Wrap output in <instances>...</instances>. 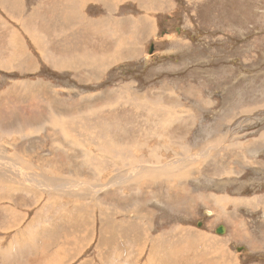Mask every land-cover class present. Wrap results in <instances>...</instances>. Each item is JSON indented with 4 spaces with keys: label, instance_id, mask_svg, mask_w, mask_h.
<instances>
[{
    "label": "rangeland",
    "instance_id": "obj_1",
    "mask_svg": "<svg viewBox=\"0 0 264 264\" xmlns=\"http://www.w3.org/2000/svg\"><path fill=\"white\" fill-rule=\"evenodd\" d=\"M178 1L0 3V264H264V0Z\"/></svg>",
    "mask_w": 264,
    "mask_h": 264
},
{
    "label": "crops",
    "instance_id": "obj_2",
    "mask_svg": "<svg viewBox=\"0 0 264 264\" xmlns=\"http://www.w3.org/2000/svg\"><path fill=\"white\" fill-rule=\"evenodd\" d=\"M3 2L0 3H5L8 0H2ZM17 2H29L31 0H16ZM48 0H38V2H50ZM56 1H60L61 2V6L60 9L64 6V4L66 2L70 3V1L72 2H77V3H81L82 7H83V18H86L84 14V10L86 7H88L89 5H93V7H97L98 6V0H56ZM186 3L187 1L190 3H199L202 2L203 0H184ZM108 3H113L116 5V7H114V10H111L109 8L106 7L107 10L104 11V13H107V15H104V18L107 19H121L120 22L125 24V29L123 30H130L133 27V21L134 19H140L142 20L144 23H146V19L150 18V19H154L156 20V22L158 23V19L159 17H165V19H170V18H174L175 13L179 10L180 5H179V1L178 0H107ZM119 4H130V5H135L137 8L141 9L140 11V15L138 17H135L134 14H127L123 17L118 16V9L119 8ZM88 17L91 18H96V19H100L102 17L99 16H95V15H90ZM49 20H51L52 18H56V17H47ZM58 19H61L60 17ZM125 20V21H124ZM158 25V24H157ZM122 26V25H121ZM141 26V24H140ZM93 28H95L93 26ZM121 33V32H120ZM85 44V43H84ZM89 45H92L91 41L89 40ZM88 47V45H86ZM94 48V45L91 46V49ZM88 69L93 68L94 71L99 70L96 67L95 63H91L87 65ZM95 68V69H94ZM97 68V69H96ZM263 202V200L261 201Z\"/></svg>",
    "mask_w": 264,
    "mask_h": 264
},
{
    "label": "bare ground",
    "instance_id": "obj_3",
    "mask_svg": "<svg viewBox=\"0 0 264 264\" xmlns=\"http://www.w3.org/2000/svg\"><path fill=\"white\" fill-rule=\"evenodd\" d=\"M63 129V128H62ZM76 143V142H75ZM74 143V144H75ZM153 158V157H152ZM138 161V160H137ZM173 164V163H172ZM168 167V165H166ZM170 166V165H169ZM173 166V165H172ZM161 167H159V169H151V170H148V169H141V170H138L137 173H136V176H137V180H142V179H147V180H150L152 181L153 180H166V179H169V178H176V174H169L170 172H168V170L165 168L163 169H160ZM173 170V169H172ZM79 171V170H78ZM136 172V171H135ZM171 180V179H170ZM134 181V180H133ZM148 182V181H147ZM160 183V182H159ZM139 185V183H138ZM161 185V184H160ZM167 187V186H166ZM148 188V187H147ZM3 191V190H2ZM175 191V190H174ZM157 194V193H156ZM175 195V194H174ZM160 197V196H159ZM167 198V197H166ZM255 200H258L255 199ZM262 205V203H261Z\"/></svg>",
    "mask_w": 264,
    "mask_h": 264
},
{
    "label": "water",
    "instance_id": "obj_4",
    "mask_svg": "<svg viewBox=\"0 0 264 264\" xmlns=\"http://www.w3.org/2000/svg\"><path fill=\"white\" fill-rule=\"evenodd\" d=\"M153 51V47L151 48V52ZM218 234L222 235L225 233L224 226L220 225L216 231Z\"/></svg>",
    "mask_w": 264,
    "mask_h": 264
},
{
    "label": "flooded vegetation",
    "instance_id": "obj_5",
    "mask_svg": "<svg viewBox=\"0 0 264 264\" xmlns=\"http://www.w3.org/2000/svg\"><path fill=\"white\" fill-rule=\"evenodd\" d=\"M257 198L260 199V196H258ZM252 200H254V198ZM257 202H258V205H259V201L258 200H257ZM263 202H264V199H263ZM263 202H261V203H263ZM261 203H260V205H261Z\"/></svg>",
    "mask_w": 264,
    "mask_h": 264
}]
</instances>
